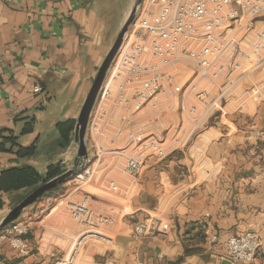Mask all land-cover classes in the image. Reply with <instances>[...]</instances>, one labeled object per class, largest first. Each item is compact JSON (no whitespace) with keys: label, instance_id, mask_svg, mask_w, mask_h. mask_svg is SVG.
I'll list each match as a JSON object with an SVG mask.
<instances>
[{"label":"crops","instance_id":"1","mask_svg":"<svg viewBox=\"0 0 264 264\" xmlns=\"http://www.w3.org/2000/svg\"><path fill=\"white\" fill-rule=\"evenodd\" d=\"M99 9L100 0H0V131L12 130L22 146L37 143L31 158L0 152V173L31 165L46 176L50 164L68 161L75 141L62 147L56 126L75 119L79 94L109 53L100 57ZM36 85L42 94L34 93ZM242 113L211 120L194 141L191 159L148 156L120 203L99 206L103 237L86 242L74 264H219L227 240L249 231L262 238L255 264H264V98ZM32 117L34 132L21 135ZM25 191L4 194L5 208ZM44 197L23 214L34 217L30 253L19 256L1 245L0 264H54L68 254L84 228L65 200L55 198L41 213ZM149 218L168 230L138 238L134 227Z\"/></svg>","mask_w":264,"mask_h":264},{"label":"rangeland","instance_id":"2","mask_svg":"<svg viewBox=\"0 0 264 264\" xmlns=\"http://www.w3.org/2000/svg\"><path fill=\"white\" fill-rule=\"evenodd\" d=\"M135 1L100 0L101 24L98 30H101V34L98 46L102 47L103 51L100 57L103 58L110 51L129 19ZM136 17L137 14L134 22ZM263 20L264 17H261L253 21V29L256 30L250 33L247 41L243 40L245 32L241 31L230 39V42L235 40L237 44L227 48L226 52L221 55V62L225 65L230 64L229 71L221 70L218 66L216 69L212 66L208 69V75H212L216 70L224 76L219 75L213 82L209 80L197 82V91L205 90L210 93L207 96L190 95L191 97L188 96L189 98L183 100L181 96L172 95L170 87L167 86L166 89L169 93L160 95L159 99H154L155 96L153 97L150 87L155 85L158 74L165 73L172 76L180 74L175 82L182 86L186 84L188 77L192 74V70L187 65L179 64L162 70L161 73L158 70H152L149 72L148 79L135 80L132 83L123 78L117 80L119 78L117 77L118 71L112 72L106 79L109 94L105 96L100 107L99 104L95 106L92 118L93 126L91 129L89 127L87 132L86 145L89 162L86 168L63 185L47 193L46 196L57 198L62 202L68 195L77 191L62 203L69 210L70 202H78L85 193L90 194L92 196L90 208L94 212L93 222L96 225L99 206L103 202H108L111 206L120 203L122 199L120 193L128 190L127 188L134 181L133 177H138L128 169L130 157L136 154H145L150 157L156 153L154 148L156 146L158 150L163 149L166 154H175L173 156L176 158L191 159L194 154L192 151L194 141L207 128L211 120L214 121L217 117L219 121L222 116L228 115L243 116L245 113L242 112L251 113L253 108L264 98L262 95L264 92V66L255 69L254 60L248 63L244 59V55L254 59L264 56V49L260 51L257 48V35L262 29ZM134 22L128 31H131ZM151 58L153 62L156 60L157 64L161 62L152 55ZM99 68L98 66L96 74ZM227 74H231L230 79L226 77ZM145 80H149V96L144 91ZM93 81L94 79L90 86L79 94L77 102L73 106L75 120L79 116ZM121 93L126 97L121 98ZM222 94L224 96L220 97ZM215 102H217L215 107L217 110L206 112L205 107ZM192 106H197V110L192 111ZM177 150H182L185 154H177V152H181ZM77 151L78 145L75 143L69 152L68 161L61 165L63 171L76 167ZM186 163L189 164L187 168L188 166L193 167V163L192 165L188 161ZM112 182L118 186V191L111 188ZM31 192L32 190H26L20 193L14 198L13 203L4 207L0 211V222ZM92 200H96L98 203ZM34 226L35 224H33ZM83 231L84 229L74 237L73 241H76ZM73 241L69 244V249Z\"/></svg>","mask_w":264,"mask_h":264},{"label":"built area","instance_id":"3","mask_svg":"<svg viewBox=\"0 0 264 264\" xmlns=\"http://www.w3.org/2000/svg\"><path fill=\"white\" fill-rule=\"evenodd\" d=\"M261 17H264V0H142L138 6L134 25L125 36L109 67L95 106L99 104L100 107L105 96L109 94L106 79L112 72L118 71L117 80L123 78L132 83L135 80L148 79L149 72L152 70H158L161 73L162 70L179 64L187 65L192 70L186 84L181 86L175 82L180 74L176 76L158 74L155 85L150 87L153 97L155 96L154 99L168 94L167 86L170 87L172 95L181 96L183 100L191 97L190 95L207 96L210 94L207 91H197V82L201 80L213 82L220 75L216 70L212 75H208L207 72L211 66L214 69L218 66L221 70H230V64L225 65L221 62V55L227 48L237 44L235 40L230 42V39L241 31L245 32L243 40L247 41L250 33L256 30L253 29V21ZM257 40V48L261 51L264 49V20ZM151 55L161 62L159 64L155 62L156 60L153 62ZM244 59L248 63L254 60L255 69L264 66V56L254 59L244 55ZM226 77L230 79L231 74H227ZM150 89L149 80H145L144 91L148 96ZM34 93L42 94L43 88L36 85ZM223 96L224 94L220 97ZM120 97L126 96L121 93ZM120 103L123 104V102ZM216 105L217 102L207 105L206 112L216 111ZM195 110L197 106H192V111ZM94 113L95 109H93L88 129L93 126ZM154 148L156 153L152 155L164 157L169 154H166L163 149L158 150L156 146ZM147 157L145 154L130 157L128 169L132 174L138 176L141 173ZM111 188L114 191L119 189L114 182L111 183ZM44 198L41 213L50 211L55 202L53 197ZM90 199L91 195L85 193L80 201L70 202L71 218L81 223L84 231L76 241H73L68 254L54 264H74L86 242L103 237L98 220L96 225L93 222L94 212L90 208ZM101 221L104 222V217ZM33 224L32 215H23L0 232V246L7 244L19 256H27L32 246L27 236L32 231ZM99 229L101 231L98 232ZM167 230V225H162L159 220L152 218L139 222L134 227L138 238ZM211 241L213 244L217 243L218 237L214 236ZM261 246L262 238L254 231L231 237L226 242L225 253L221 255L222 262L219 264H255Z\"/></svg>","mask_w":264,"mask_h":264},{"label":"water","instance_id":"4","mask_svg":"<svg viewBox=\"0 0 264 264\" xmlns=\"http://www.w3.org/2000/svg\"><path fill=\"white\" fill-rule=\"evenodd\" d=\"M141 2L142 0L135 1L134 9L128 21L123 26L116 42L114 43L113 47L111 48L106 58L104 59L102 65L100 66L98 73L85 99V102L80 110L79 116L76 120L75 132H74V141L78 145V151H77L78 161L76 167L63 172L62 174H60L59 176L55 177L50 181L44 182L42 185H40L35 190H33L25 199H23L18 205H16L0 222V232L3 231L10 224L17 221L20 217H22L28 208H30L35 203H37L47 193L56 189L60 185H63L72 177L76 176L79 172H82L86 168V165L89 161L87 145H86V137H87L90 118L93 109L95 107V104L98 100L109 67L112 64L118 52V49L121 43L123 42L129 28L134 22L135 16L137 14L138 6L141 4ZM77 91L78 89L76 90L66 110H68V108L70 107L71 102L74 101Z\"/></svg>","mask_w":264,"mask_h":264},{"label":"trees","instance_id":"5","mask_svg":"<svg viewBox=\"0 0 264 264\" xmlns=\"http://www.w3.org/2000/svg\"><path fill=\"white\" fill-rule=\"evenodd\" d=\"M36 119L27 118L21 135H28L34 132ZM75 119H67L57 124L56 129L60 135L61 146L65 147L74 141ZM0 152L15 154L18 158H31L37 152V143L30 146L19 144V136L12 130L0 131ZM61 162L50 164L46 176H42L36 168L31 165H24L5 169L0 173V211L5 207L3 195L20 192L23 190H35L44 182L50 181L62 174L64 171Z\"/></svg>","mask_w":264,"mask_h":264}]
</instances>
